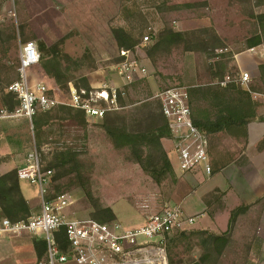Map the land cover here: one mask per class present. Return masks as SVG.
Instances as JSON below:
<instances>
[{
  "label": "rangeland",
  "instance_id": "1",
  "mask_svg": "<svg viewBox=\"0 0 264 264\" xmlns=\"http://www.w3.org/2000/svg\"><path fill=\"white\" fill-rule=\"evenodd\" d=\"M51 2L56 11L46 10L49 3L44 0L26 3L0 0V108L17 104L16 99L5 102L4 89L19 78L20 46L29 41L38 44L34 33L52 52V47H56V52L42 56L41 63L55 62L52 65L59 70L56 74L60 73L59 81L63 82L60 86L63 88L56 90L60 105L36 117L44 124L40 134L34 130V122L32 125L26 119L0 120V166L9 164L12 170H18L36 144L44 167H53L51 191L68 195L71 201L70 216L94 220L112 214L110 223L135 221L143 206L166 202L164 195L173 184L172 175H166L157 184L144 171L158 163L152 148H141L138 154L128 147L117 149L102 129V120L82 123L71 119L73 114L61 108L67 106L69 99L64 83L80 84L81 78L98 70H107L110 75L116 73L114 62L120 49L112 33L114 28H124L133 34L137 45L149 33L155 44L167 27L181 32L214 33L221 43L206 53L187 51L185 45L176 44L158 49L151 60L149 49L154 44L138 46L135 55L147 67V75L126 87L124 108L111 118L129 131H145V114L156 109L151 100L153 95L173 86L213 83L216 80L207 67L218 63L226 65V75L238 76L233 63L235 56L247 52L252 37L264 36V24L259 19L264 14V5H258L256 0H68L61 7ZM242 59L251 66L255 63L248 55ZM31 70L28 69V77L33 83ZM101 79V75H96V80ZM252 86L264 90L261 79ZM69 149L78 155L75 160L60 156ZM20 185L29 191L35 208L32 214H39L37 188L26 181H20ZM263 216L264 204L259 202L230 221L224 232L193 227L187 232V239L168 244V261L170 264H257L252 255L263 253L264 243L258 236ZM211 234L225 237L228 243L225 247H215L210 242L206 246ZM24 257L21 256L20 264H31Z\"/></svg>",
  "mask_w": 264,
  "mask_h": 264
},
{
  "label": "built area",
  "instance_id": "2",
  "mask_svg": "<svg viewBox=\"0 0 264 264\" xmlns=\"http://www.w3.org/2000/svg\"><path fill=\"white\" fill-rule=\"evenodd\" d=\"M151 41L152 36L146 35L142 45L146 46ZM247 52L259 57L264 66L263 45ZM119 58L121 61L114 69L124 83L122 86L103 83L99 87H91V90H79L70 84L67 105L83 111L86 118L92 121L103 120L107 113L122 110L124 107L120 99H124L126 87L143 80L147 67L131 50H120ZM19 59V78L4 89L6 94L15 95L18 105L13 110L0 108V120L23 118L33 125L38 113L55 109L60 101L47 85L29 80L28 69L42 59L37 42L23 43ZM230 82L250 92L252 75L248 72H240L237 77L229 75L220 84L225 87ZM258 96L264 97L253 94L255 99ZM151 100L160 104L167 120L180 171L189 173L202 169L211 175L209 138L193 122L188 87L166 88L153 95ZM17 173L19 181H26L37 188L40 213L18 222L0 218V236L27 234L36 240H43L46 254L38 264H169L167 246L171 237L191 230L196 222V218L188 216L181 206L167 202L156 212H147L143 224L137 227H126L119 221L100 223L89 218L72 217L69 214L71 201L68 195L51 191L54 171L44 167L36 144L27 153ZM143 208H148V205ZM61 228L66 230L67 251L59 248L56 239V233Z\"/></svg>",
  "mask_w": 264,
  "mask_h": 264
},
{
  "label": "crops",
  "instance_id": "3",
  "mask_svg": "<svg viewBox=\"0 0 264 264\" xmlns=\"http://www.w3.org/2000/svg\"><path fill=\"white\" fill-rule=\"evenodd\" d=\"M23 1L26 3L29 0ZM44 1L49 3L48 6L46 5V10H57L56 7L54 8L52 0ZM53 1L61 7L68 0ZM13 8L16 12L15 4ZM34 30L35 27L32 26L30 31L33 32ZM36 35L34 33L38 45L49 48L45 41L38 39ZM39 50L43 56V49L41 50L39 47ZM245 55L255 59L254 67L242 59ZM233 63L239 73L248 72L252 75V83L259 79V67L261 65L259 57L244 52L236 55ZM56 73V68L45 61L32 67L30 76L33 83L47 85L57 96L56 90L63 88L59 86L63 82L59 81V73ZM98 74L102 78L100 81L96 80ZM113 75H110L107 70H98L86 78L90 86L94 88L103 83L122 86L123 81L116 73ZM70 84L72 83L68 82L67 90L70 89ZM253 100L258 107L255 118L247 125L246 135L237 136L221 132L209 137V155L213 169L211 175L206 174L202 169L182 173L179 169L178 158L173 151V142L168 139L165 143L163 140V146L174 171V182L168 191H165L164 198L167 203L181 206L188 216L196 218L194 228L224 232L229 227L233 210L241 206L255 205L259 202L264 204V97L258 96ZM11 170L9 164L2 163L0 176ZM20 187L29 206L35 210L31 203L32 199L28 196L29 191H25L21 185ZM160 207V204H151L145 209L142 207L135 221L123 220L121 223L126 227L140 226L143 224L147 212H156ZM0 218H2L1 209ZM258 236L261 238L260 241L264 243V216L259 225ZM35 241L36 239L27 234L14 237L0 236V264H20L21 256H26L24 257L25 260H31V264H38L45 256L41 246L35 247ZM262 252L261 255L256 253L252 255V258L258 261L257 264H264V248ZM11 258L14 260L10 261Z\"/></svg>",
  "mask_w": 264,
  "mask_h": 264
},
{
  "label": "trees",
  "instance_id": "4",
  "mask_svg": "<svg viewBox=\"0 0 264 264\" xmlns=\"http://www.w3.org/2000/svg\"><path fill=\"white\" fill-rule=\"evenodd\" d=\"M258 5H264V0H256ZM260 21L264 24V14L259 16ZM264 27V26H263ZM114 38L117 41L120 50H131L136 52L139 45H142L143 38L140 44H136L133 40L134 35L129 33L124 28H114L112 29ZM205 33V34H204ZM207 30L202 31H174L172 28H166L162 31L159 39L154 44V39L152 37L149 59H153V54L162 47L171 48L176 44L185 45L187 51H201L202 53L208 52V50H213L218 48L217 46L221 43L220 39L214 34L209 33L207 35ZM151 35V33H149ZM152 36V35H151ZM149 45V44H148ZM259 45L264 46V36L256 35L252 37L247 46V50L257 47ZM57 46V45H55ZM43 52V56L48 53L56 52V47H52L53 52L46 48L44 45L39 46ZM53 58V56H52ZM56 60V59H54ZM121 61V58L115 60L114 64ZM49 63L51 66L55 67ZM56 65V64H55ZM216 69V71H214ZM260 77L264 82V66L260 65ZM207 71L216 80L213 83L199 86L188 87L189 103L192 110V118L194 124L204 132L208 138L211 135H215L221 132H226L230 135H246L247 125L255 118L257 103L253 100V94H263L264 90H259L252 86L250 92L245 89H241L234 82L228 83L225 87L221 86V82L229 75H226V65L224 63H218L215 65H210L207 67ZM56 72H59V70ZM60 74V73H59ZM231 76V75H230ZM68 82L64 83V88L66 89ZM63 83L59 84L62 86ZM74 86L77 89H87L91 90V86L87 78H81V83H75ZM12 99H16L14 94L8 93L5 96V102H9ZM120 104L123 106V99H120ZM152 104L156 105V109H150L145 114V121L147 127L145 131H129L125 126H122L117 120L111 118L116 112L107 113L102 120V129L105 131L107 137L112 141L115 148L120 149L123 147L130 148L135 154L141 148L148 147L152 148L158 156V163L155 164L154 168H145L144 171L152 177V179L157 183L161 184L166 177V175L171 174L174 182V171L172 164L170 162L169 156L165 151L162 140L171 139V132L167 123V120L163 116L160 104L157 101H153ZM18 105L8 106L9 110H13ZM62 109L69 111L71 119L80 120L82 123L87 122L86 115L83 111L79 109L72 108L70 106H61ZM48 113V112H40ZM38 113L36 117L40 114ZM34 118V130L38 134L42 132L43 121L40 118ZM264 144V143H263ZM262 144V145H263ZM61 157L65 160H75L77 158L76 152L72 150L63 151L60 153ZM46 169L53 170V167H48ZM250 206H241L236 208L231 212V219L233 220L240 215L243 211L247 210ZM0 209L2 217L8 218L12 222H18L32 216V209L29 206L28 201L25 199L21 187L20 181L18 179L17 169L11 170L4 175L0 176ZM108 217H98L94 220L100 223H110L109 219L113 218L112 214H107ZM188 231H183L175 235L173 239L169 241L177 242L181 239H187L186 234ZM225 237L210 235V239L205 242L206 246L214 245L215 247L226 246L228 243ZM56 239L59 243V248L62 251H67L68 241L66 237L65 228H61L58 233H56ZM210 242V243H209ZM168 243V244H169ZM43 249L44 256L46 254V243L43 240H36L35 247ZM169 245L167 246V257H168ZM170 264V263H169Z\"/></svg>",
  "mask_w": 264,
  "mask_h": 264
}]
</instances>
